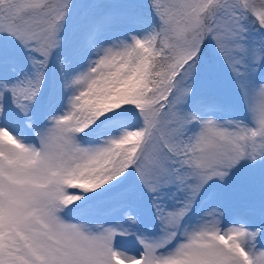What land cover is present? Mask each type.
Segmentation results:
<instances>
[{
	"label": "snow or ice",
	"instance_id": "obj_1",
	"mask_svg": "<svg viewBox=\"0 0 264 264\" xmlns=\"http://www.w3.org/2000/svg\"><path fill=\"white\" fill-rule=\"evenodd\" d=\"M0 264H264V0H0Z\"/></svg>",
	"mask_w": 264,
	"mask_h": 264
}]
</instances>
